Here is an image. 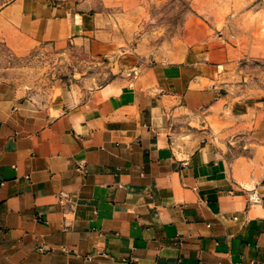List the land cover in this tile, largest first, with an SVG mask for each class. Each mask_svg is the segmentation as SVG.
I'll return each instance as SVG.
<instances>
[{
  "label": "crops",
  "instance_id": "1",
  "mask_svg": "<svg viewBox=\"0 0 264 264\" xmlns=\"http://www.w3.org/2000/svg\"><path fill=\"white\" fill-rule=\"evenodd\" d=\"M106 21L0 0L4 38L110 53ZM259 52L202 31L177 54L124 58L48 119L0 93V264H264Z\"/></svg>",
  "mask_w": 264,
  "mask_h": 264
},
{
  "label": "rangeland",
  "instance_id": "2",
  "mask_svg": "<svg viewBox=\"0 0 264 264\" xmlns=\"http://www.w3.org/2000/svg\"><path fill=\"white\" fill-rule=\"evenodd\" d=\"M70 1L80 11L106 13L109 54L92 51L82 37L39 42L0 37V93L40 119L120 74L126 58L177 54L202 31L252 44L260 49L256 57L264 54V0H47L50 5Z\"/></svg>",
  "mask_w": 264,
  "mask_h": 264
},
{
  "label": "built area",
  "instance_id": "3",
  "mask_svg": "<svg viewBox=\"0 0 264 264\" xmlns=\"http://www.w3.org/2000/svg\"><path fill=\"white\" fill-rule=\"evenodd\" d=\"M63 197H64V196L59 195V197H58L59 201H62V200H63Z\"/></svg>",
  "mask_w": 264,
  "mask_h": 264
}]
</instances>
